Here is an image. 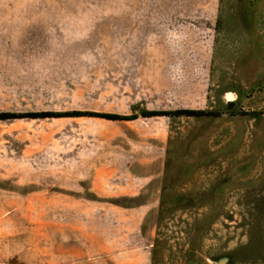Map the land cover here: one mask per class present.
Returning a JSON list of instances; mask_svg holds the SVG:
<instances>
[{
    "label": "rangeland",
    "instance_id": "1",
    "mask_svg": "<svg viewBox=\"0 0 264 264\" xmlns=\"http://www.w3.org/2000/svg\"><path fill=\"white\" fill-rule=\"evenodd\" d=\"M134 1L0 0L1 115L16 121L7 137L31 145L11 157L0 138V162L29 167L0 172V264H47L54 232L46 197L18 201L10 183L29 182L33 167L48 180L55 165L62 184L69 146H98L92 160L101 163L131 144L132 131L144 130L158 143L153 156L165 155L153 264H264V48L250 37L258 48L248 44L243 56L226 58L228 67L218 65L201 82L179 73L176 88L158 73L137 71L166 58L156 52L159 41L131 40ZM225 4L231 18L249 20V34L259 21L264 37V0ZM146 108L169 115L153 116L163 119L150 125L97 118L138 117ZM62 221L55 225L61 235Z\"/></svg>",
    "mask_w": 264,
    "mask_h": 264
},
{
    "label": "crops",
    "instance_id": "2",
    "mask_svg": "<svg viewBox=\"0 0 264 264\" xmlns=\"http://www.w3.org/2000/svg\"><path fill=\"white\" fill-rule=\"evenodd\" d=\"M134 2L131 40L159 41L156 52L160 58H166L160 59L159 65H139L137 71L158 73L159 78L170 80L176 88H182L177 83L184 79V76L179 78V73H195L193 78L201 82L204 75L210 77L218 65L228 67L226 58L243 56L244 51L249 50L248 44L255 42L251 47L258 48L257 40L250 37L259 39V47L264 48L260 22L255 23L254 35L249 34L251 29L244 27L249 20L231 18V7L225 4L226 0ZM240 42L244 46L238 51ZM263 74L264 67H261L259 77H264ZM3 93L0 92V115L7 113V96ZM136 109L134 114H137ZM149 112L151 110L146 108L138 117L106 121L135 123L142 120L150 125L153 119H163L146 116ZM15 123V119H0V138L7 142L4 144L6 153L20 157L26 155L31 145L7 137V127ZM167 131L160 128L159 135L166 137ZM153 137L151 130L132 131L131 144L123 147L122 152L117 146L110 161L101 163L92 160L98 146L79 147L77 152L69 146V152L66 151L69 160L63 162L62 189L58 187L61 182L55 178V165L48 168V180H41L40 173L44 172L33 167L38 171L31 172L34 178L29 182L10 183L16 185L14 195L18 201L29 197L41 202L44 201L41 197L47 199V216L54 222L53 237L49 235L47 264H153L165 175V155L153 156V144H158ZM10 168L25 170L29 167L18 161L0 162V172ZM60 203L62 207H56ZM59 217L63 220L62 235L55 231Z\"/></svg>",
    "mask_w": 264,
    "mask_h": 264
},
{
    "label": "trees",
    "instance_id": "3",
    "mask_svg": "<svg viewBox=\"0 0 264 264\" xmlns=\"http://www.w3.org/2000/svg\"><path fill=\"white\" fill-rule=\"evenodd\" d=\"M179 115H187V116H193L195 115L194 111H179L177 112ZM165 115H169V113H155V112H149L146 113V116L148 117H153V116H165ZM38 117H49L46 114L42 115V116H38ZM104 119H108V120H126V119H131V118H122L119 116H110V115H102V116H98ZM5 118H9V116L7 114L5 115H0V119H5Z\"/></svg>",
    "mask_w": 264,
    "mask_h": 264
},
{
    "label": "water",
    "instance_id": "4",
    "mask_svg": "<svg viewBox=\"0 0 264 264\" xmlns=\"http://www.w3.org/2000/svg\"><path fill=\"white\" fill-rule=\"evenodd\" d=\"M228 260L227 259H223L221 261H219L217 264H227Z\"/></svg>",
    "mask_w": 264,
    "mask_h": 264
}]
</instances>
